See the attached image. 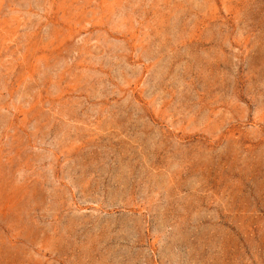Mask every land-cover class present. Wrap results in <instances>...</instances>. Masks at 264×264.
Instances as JSON below:
<instances>
[{"label":"rangeland","instance_id":"rangeland-1","mask_svg":"<svg viewBox=\"0 0 264 264\" xmlns=\"http://www.w3.org/2000/svg\"><path fill=\"white\" fill-rule=\"evenodd\" d=\"M0 264H264V0H0Z\"/></svg>","mask_w":264,"mask_h":264}]
</instances>
